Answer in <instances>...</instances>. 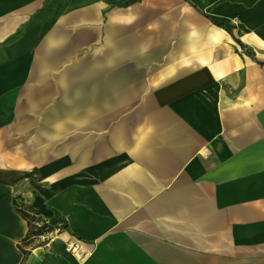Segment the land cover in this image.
I'll return each mask as SVG.
<instances>
[{
	"label": "crops",
	"instance_id": "1",
	"mask_svg": "<svg viewBox=\"0 0 264 264\" xmlns=\"http://www.w3.org/2000/svg\"><path fill=\"white\" fill-rule=\"evenodd\" d=\"M74 49L127 68L106 136H44L16 104L24 67ZM19 209L69 232L23 261ZM0 264H264V0H0Z\"/></svg>",
	"mask_w": 264,
	"mask_h": 264
},
{
	"label": "rangeland",
	"instance_id": "2",
	"mask_svg": "<svg viewBox=\"0 0 264 264\" xmlns=\"http://www.w3.org/2000/svg\"><path fill=\"white\" fill-rule=\"evenodd\" d=\"M75 45H79V40ZM72 53L73 57L67 65L24 67L29 70V78L42 80L23 82V91L16 92V104L25 111L31 105L40 109L39 114L33 117L35 125L40 122L39 132H44V136L49 132L50 136L56 133V137L91 139L96 137V132H101L100 129L103 136H106L111 131L113 122L126 120L121 114L120 106H126L128 96L126 94L123 98L113 99L110 79L113 70L127 79V68L116 66L113 69L111 54L107 50L99 58L94 50L89 51L87 56L79 49H74ZM97 78L104 81L97 82ZM9 85L14 86L15 83ZM130 100L134 101V97ZM14 101V96H9L8 104L12 105ZM64 117L67 118L66 129L63 125H57V128L48 130L49 121L58 123ZM81 123H87V127L81 128ZM74 143L76 142H72Z\"/></svg>",
	"mask_w": 264,
	"mask_h": 264
},
{
	"label": "trees",
	"instance_id": "3",
	"mask_svg": "<svg viewBox=\"0 0 264 264\" xmlns=\"http://www.w3.org/2000/svg\"><path fill=\"white\" fill-rule=\"evenodd\" d=\"M212 22L231 33V30L222 23L217 21ZM249 53L252 56V53ZM17 212L27 224V233L18 244V248L23 255V261L27 258L32 248L46 245L53 233L69 232L66 219L56 210H52V216L47 220L40 216L28 214L20 209ZM39 238L43 239L39 240Z\"/></svg>",
	"mask_w": 264,
	"mask_h": 264
},
{
	"label": "built area",
	"instance_id": "4",
	"mask_svg": "<svg viewBox=\"0 0 264 264\" xmlns=\"http://www.w3.org/2000/svg\"><path fill=\"white\" fill-rule=\"evenodd\" d=\"M65 250L79 259H83L87 255V252L82 247L80 241L76 239L69 240L65 245Z\"/></svg>",
	"mask_w": 264,
	"mask_h": 264
}]
</instances>
